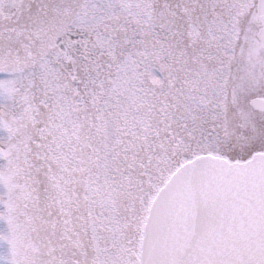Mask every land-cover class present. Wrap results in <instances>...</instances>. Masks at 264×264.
I'll use <instances>...</instances> for the list:
<instances>
[{"label":"snow or ice","instance_id":"snow-or-ice-1","mask_svg":"<svg viewBox=\"0 0 264 264\" xmlns=\"http://www.w3.org/2000/svg\"><path fill=\"white\" fill-rule=\"evenodd\" d=\"M0 264H264V0H0Z\"/></svg>","mask_w":264,"mask_h":264}]
</instances>
